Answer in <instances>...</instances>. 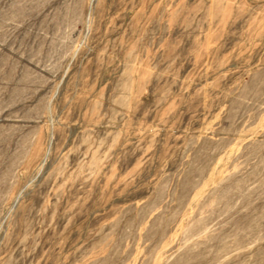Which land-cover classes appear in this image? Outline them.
<instances>
[{
    "label": "rangeland",
    "instance_id": "1",
    "mask_svg": "<svg viewBox=\"0 0 264 264\" xmlns=\"http://www.w3.org/2000/svg\"><path fill=\"white\" fill-rule=\"evenodd\" d=\"M0 264H264V0H0Z\"/></svg>",
    "mask_w": 264,
    "mask_h": 264
}]
</instances>
